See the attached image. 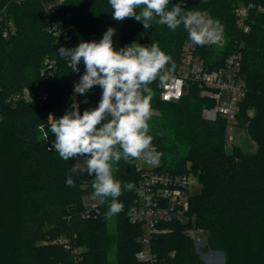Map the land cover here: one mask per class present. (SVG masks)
I'll use <instances>...</instances> for the list:
<instances>
[{
    "label": "trees",
    "instance_id": "16d2710c",
    "mask_svg": "<svg viewBox=\"0 0 264 264\" xmlns=\"http://www.w3.org/2000/svg\"><path fill=\"white\" fill-rule=\"evenodd\" d=\"M236 2L170 0L168 10L179 4L184 11H206L220 21L223 46L197 50L209 69L222 65L243 45L241 73L246 93L236 124L247 129L255 152L236 148L227 153L226 121L202 118V108L210 103L199 96L196 84L188 83L189 93L175 102L161 101L155 83L149 85L151 109L157 113L148 121V134L160 154L158 170L192 174L199 185L190 198L187 223L169 224V232L152 241V250L160 258L175 252V264H206L184 233L191 227L205 231L204 251L222 253L223 264H264V0H241L253 4L246 34L236 26ZM4 8L16 32L5 39L0 30V264H144L135 257L141 227L131 224L127 216L138 179L130 160L113 165V176L122 184L118 201L123 210L114 215L112 225L106 217L111 198L103 203L92 198L94 174L71 173L78 158L65 161L53 147L49 116L59 118L72 110V85L66 78L76 72L60 57V47L47 28L52 23L68 28L76 47L81 42H99L111 27L114 35L118 31V50L132 43L146 47L157 43L175 66L188 40L187 31L183 24L172 31L154 22L145 29L135 18L116 21L108 0H61L53 11L46 10L44 0H0V11ZM46 57L57 62L55 77L41 75ZM78 68V72L85 70L83 62ZM24 87L45 91L49 97L44 102L6 103L9 95ZM86 96L93 109L102 89L94 86ZM69 175L75 186L66 184ZM128 182L135 185L132 191L123 189ZM89 198L98 203V213L83 219ZM58 239H65L70 247Z\"/></svg>",
    "mask_w": 264,
    "mask_h": 264
},
{
    "label": "clouds",
    "instance_id": "9594fccd",
    "mask_svg": "<svg viewBox=\"0 0 264 264\" xmlns=\"http://www.w3.org/2000/svg\"><path fill=\"white\" fill-rule=\"evenodd\" d=\"M112 18L123 21L135 18L142 21L145 29L153 22L166 25L175 31L181 24L188 33V39L203 46L220 39L223 26L219 20L207 19L199 11H184L177 4L168 10L170 0H108ZM136 9H139L137 14ZM115 29L108 28L99 42H81L72 49L61 47L59 55L69 60L68 67L78 72L81 62L85 73L74 86V92L86 94L94 86L102 89L98 106L79 111L73 103L59 119L53 118L50 132L55 135L53 147L59 156L68 161L84 157L83 163L73 164L71 173L86 171L94 174L93 199L101 203L111 198L106 217L110 218L123 210L118 201L122 195L121 181L113 176V165L121 159H143L156 163L160 154L152 147V136L148 121L152 115L153 90L149 87L159 79L164 82L175 68L167 65L172 57L162 51L157 43L141 46L132 43L115 50L113 35ZM52 151V148L48 149ZM66 184L75 186L72 176ZM134 183L128 182L123 189L132 191Z\"/></svg>",
    "mask_w": 264,
    "mask_h": 264
},
{
    "label": "built area",
    "instance_id": "2783aa9c",
    "mask_svg": "<svg viewBox=\"0 0 264 264\" xmlns=\"http://www.w3.org/2000/svg\"><path fill=\"white\" fill-rule=\"evenodd\" d=\"M20 2L22 0H14ZM61 0H44L46 10L53 11V8L60 4ZM253 8L252 3L243 4L237 0L233 6V13L236 17V26L244 34L248 33L249 25L247 24L250 10ZM259 10H262L258 7ZM207 19H211L206 11H199ZM0 30L2 37L7 39L15 34V23L8 16L5 8L0 11ZM47 30L52 34L55 44L60 48H75L72 44V37L68 28L60 25L51 24ZM222 41L220 39L210 41L203 46H213ZM199 46L186 40L180 51V57L175 68L169 73L166 81L161 82L159 79L154 81L159 98L163 102L178 101L184 94L188 83H194L201 91V97L210 103L201 110V116L204 120L215 121L222 118L226 121V135L231 122H236V115L239 103L246 93V84L241 73V59L243 45L235 48L229 54L222 65L216 69H209L203 59L198 55ZM67 65L69 60L65 58ZM171 68V65H167ZM41 75L45 78L55 77L58 73L56 60L49 57L44 58L42 62ZM85 70L76 72L71 78L74 82L72 85V103L79 105V111L83 114L84 110L92 109L91 102L86 94L80 95L74 92V86L79 82L80 77ZM48 93L37 90L31 91L29 88L12 93L6 98V103L14 105L19 101L31 103L34 101L44 102L48 99ZM251 114V113H249ZM54 115L50 114L49 122H53ZM1 119V114H0ZM227 138V137H226ZM138 175L136 188L134 191L133 204L128 210L127 216L131 224L141 227V234L137 241L140 249L136 252L135 257L140 263L144 264H175V252H171L168 258H160L152 250V241L157 235L169 232V224H185L189 218L191 189L198 187V182L192 174H173L161 172L157 169L155 163L147 162L143 159H129ZM98 213V203L88 199L85 209L81 214L83 219L95 216ZM204 232L202 229L191 227L185 229L184 233L194 244L196 252L203 258L206 264H223L224 256L220 252L204 251L207 246V235L199 236ZM58 243L64 244L65 248L70 245L65 239H58ZM75 259L78 251H73ZM220 253V254H219ZM210 254L214 255L213 257ZM208 255V257H206ZM200 257V258H201ZM205 257V258H204ZM77 261V260H76Z\"/></svg>",
    "mask_w": 264,
    "mask_h": 264
},
{
    "label": "rangeland",
    "instance_id": "374dc122",
    "mask_svg": "<svg viewBox=\"0 0 264 264\" xmlns=\"http://www.w3.org/2000/svg\"><path fill=\"white\" fill-rule=\"evenodd\" d=\"M222 34H223V37H224V33L223 32H222ZM112 39H113V45H114L115 50H118V42H119L118 31H117V33L115 35H113ZM223 44H224V42H223ZM223 44H222V41H221L218 44H215L213 46H215L216 48H221L223 46ZM197 89H198V87H197ZM188 93H189V89L187 87L185 89L183 95H186ZM199 96L201 97V91L200 90H199ZM156 113L157 112L152 110V114H156ZM226 137L227 138H226V147L225 148H226L227 153H232L234 151V149H236V148L239 149L240 151L244 152V153L245 152L246 153H253L256 150V144L251 139V137L249 136V133H248L247 129L245 127L238 126L236 124V122H231L229 124V129L227 131ZM83 159H84V157L78 158V162L83 163ZM155 165L157 166V169H159V167L161 166L159 160L155 163ZM188 166H189V164H188ZM187 174H189V173H187ZM198 190H199V187H195V188L191 189L192 195L198 193ZM110 221H111V223L113 225V223H114V215L110 217ZM112 234H113V232H112ZM197 234H198V232H197ZM198 235L204 237L207 234L204 231L202 233H199ZM112 251H114V248L112 249ZM214 255L210 254L211 257H213ZM206 257H208V255ZM201 259L203 260L202 257H201Z\"/></svg>",
    "mask_w": 264,
    "mask_h": 264
},
{
    "label": "crops",
    "instance_id": "0c3cea01",
    "mask_svg": "<svg viewBox=\"0 0 264 264\" xmlns=\"http://www.w3.org/2000/svg\"><path fill=\"white\" fill-rule=\"evenodd\" d=\"M66 82L72 84L74 82V80H73V78L68 77V78H66Z\"/></svg>",
    "mask_w": 264,
    "mask_h": 264
}]
</instances>
